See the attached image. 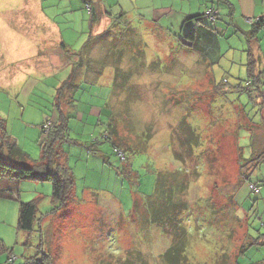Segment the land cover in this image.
<instances>
[{
  "label": "rangeland",
  "instance_id": "rangeland-1",
  "mask_svg": "<svg viewBox=\"0 0 264 264\" xmlns=\"http://www.w3.org/2000/svg\"><path fill=\"white\" fill-rule=\"evenodd\" d=\"M86 1L95 3L0 0L6 131L0 160L39 163L48 133L43 122L51 119L49 127L57 118L58 89L71 78L61 97L71 118L57 150L74 173L71 199L46 216L54 206L51 182L0 173V264H34L43 253L52 264H124L134 251L156 264L172 237L150 221L146 204L162 203L157 180L174 171L189 178L183 196L194 209L184 213L188 225L195 229L199 216L212 219L192 241L191 261L264 264V244H250L242 255L264 234V64H255L250 76V40L243 33L254 24L239 14L232 21L215 8L217 21L204 18L219 39L213 56L186 36L192 24L182 18L189 8L205 14L214 8L207 7L211 1L99 0L111 15L99 21ZM258 38L264 61V30ZM56 41L67 45L61 47L64 70L44 63ZM34 47L40 55L30 63L24 53ZM110 124L115 133L108 136ZM103 133L127 159L121 161ZM10 138L26 159L9 150ZM30 201L38 203L41 221L26 231L19 227L20 206Z\"/></svg>",
  "mask_w": 264,
  "mask_h": 264
},
{
  "label": "trees",
  "instance_id": "trees-1",
  "mask_svg": "<svg viewBox=\"0 0 264 264\" xmlns=\"http://www.w3.org/2000/svg\"><path fill=\"white\" fill-rule=\"evenodd\" d=\"M85 4L86 5L89 4L90 7H92L91 14H93L94 13L93 2L86 1ZM124 14L125 13L123 12L119 16L122 17ZM102 15L103 17L111 16L107 12L101 13V16ZM203 15L204 14L197 16L196 20L198 21L204 20ZM260 23L258 21L257 23L254 24L253 30L249 35L250 42L252 40L257 39L256 34L262 25ZM186 36L194 42L196 39L195 30L193 28L189 29ZM61 47H63V49L67 48L65 42H62ZM250 56H251L250 63H253L252 66L249 63L250 70L251 69L253 70L251 71L250 76L255 78L254 65L256 64L257 59L252 52H250ZM77 63L78 62H75V64ZM256 76L257 78L260 77L262 78L261 72H259V74H256ZM70 79L71 78H69L65 82V84L58 89L57 101H56L58 104L57 105L58 116L55 119V121H53L51 125L48 127L47 129L48 133L46 134V138L43 139V141L40 144L42 155L39 159V163L35 165V167H33L27 165H17V164L14 165L10 162L0 160L1 174L6 172L8 175H11L17 179H31L34 181H41V182L49 181L53 184L52 202L54 206L51 209V212L45 214L44 216L49 214H54L57 211H59L66 204V202L69 199H71V195L72 193H74L72 192V190H74V173L69 166L63 163V161L65 160L64 159L65 152L60 151L59 148H58L59 150H57V146L60 145L59 143H61L67 137L66 132L71 118L69 115L67 114L65 115L63 113V109L61 105V97L64 95L65 87L68 84H70ZM53 119L54 118H52V120ZM48 121H51V119L45 120L43 124L45 125V123H47ZM0 125H1V121H0ZM2 125L0 126V135L2 134L1 133L2 129L5 131L4 125L3 126ZM115 127L116 126H113V124L109 125V127L105 131L108 132L107 134L108 136L114 135ZM45 129L46 128L44 127V130ZM104 133L102 136L104 141L112 144L110 137L108 138L104 137ZM4 136L7 135L4 134ZM0 138H2L3 140V135L0 136ZM8 141L10 143L9 150H13L14 153L19 155L21 159H26L27 154L25 155V153L22 152L20 147H18L16 143H13V140L11 138L8 139ZM97 142H99L98 139ZM112 145L114 152H116L115 150L116 148L119 149L123 153V157L127 159V153L124 152L125 149L119 148L117 146L115 148L114 143ZM119 157L121 161H124V158H122L120 155ZM184 172L185 171H183L182 174L181 172L178 171L177 172L174 171L172 173L170 172L168 174L165 173V176H167V180L165 179L166 181H164V178L163 180H161V177L158 178L157 190L161 191L162 193V199H163L162 203H156L153 205L151 203L146 204L147 210L151 217L150 221L154 224L162 225L165 228L167 234L171 235L172 237V242L169 248L163 254L159 255L156 264H197L191 261L190 255L188 254V250L190 248V245L192 244V241H194V238L196 237L198 230L201 229L200 232L202 230L204 231L205 228L203 226L204 221L205 222L212 221V219L208 220L203 218V216L202 217L199 216L198 221L195 222V226H196L195 229L193 228L192 225H188V223L185 221L184 213L189 210H193L194 205H191L192 203L186 200L183 196L186 193L189 183L188 180L189 178L187 175L184 174ZM253 185L255 184L250 185L251 190L255 193H260V188L257 185H255L257 186L256 188H258V191H256L253 188ZM176 188H178V191L175 190ZM164 196L166 197L164 198ZM136 208H138V206H136ZM194 217L196 216L194 215ZM189 220L191 219L189 218ZM40 221L41 218H39V208H38V203L36 201H30L21 204L20 215H19V227L21 229L26 231H31L33 230L36 222H39L40 224ZM200 227H203V229ZM250 238L252 237L250 236ZM250 244H258V245L264 244V234H262L257 240L255 239L254 242L250 240L242 250V255L244 254L246 247L249 246ZM141 254L142 252L140 251H134V255H131V259L127 261L125 260L123 261L124 264H146L143 259L144 257ZM43 255L45 256V258L47 259L49 258L47 257L48 254L43 253ZM14 260L15 257L11 255L9 257V261L14 262ZM43 260L37 258L33 262L34 264H52V261L44 262ZM238 262L239 260L237 259V264Z\"/></svg>",
  "mask_w": 264,
  "mask_h": 264
},
{
  "label": "crops",
  "instance_id": "crops-1",
  "mask_svg": "<svg viewBox=\"0 0 264 264\" xmlns=\"http://www.w3.org/2000/svg\"><path fill=\"white\" fill-rule=\"evenodd\" d=\"M210 1H211L212 5L211 6L208 5L207 7H214V8H219V9L222 7L223 9L226 10V12H228L227 15L232 19V21L234 20L236 14H239L243 17L245 16V18L248 21L252 22L253 24L257 23L258 21H259V23L261 22L260 24H262V25L256 34L257 39L252 40L250 42L249 54H250V52H252L253 55L256 56V58H257L256 64L260 63V65H263L264 61H262V57H261L260 51H259L261 47H259L260 39L258 38V34L260 31L264 30V0H206V2H210ZM94 2H95L94 4H96V9H94V16H95L94 21H99L103 17V15L101 16V13L107 12V9H106L105 4L102 1L95 0ZM215 4H218V5L215 6ZM200 15H202L201 11H194L193 12L192 8H189L185 12H182V18H183V20H185L184 25H186V23L192 24L191 28H193L195 30V34H196V39L193 42L194 45L198 49H202V50L206 49L208 51V53H212L214 56L215 55L214 52L216 50V45L219 43V39H218L217 35L215 34L214 30H212L210 27H208L207 25L204 24V22H205L204 20H201V21L196 20V17L200 16ZM39 18L41 19L42 17H35L34 19H36V21H37V19H39ZM46 18L47 17H44V19H46ZM48 19L49 18H47V20ZM191 19H193V20H191ZM40 22L41 21L34 22L33 24L40 23ZM52 22L55 25V22L54 21H52ZM54 27H56V32H54V33L57 35L58 26L55 25ZM252 30H253V28L249 31H243V33H245L246 37L249 38L250 37L249 35L251 34ZM57 38H59V37H57ZM56 42L58 43L59 47H54L55 49H51L52 50L51 52L46 53L44 55V58L46 60L44 63H45V66L48 67L49 69L51 66L53 68H55V66H56L59 69L64 70L67 68L66 66L68 65L67 64L68 61L62 54V50H61L62 42H59V41H56ZM29 50L30 51L24 53L26 56L28 54V57H27V59L29 60L28 62L31 63L34 60L37 61V58L39 57L40 54L37 57L36 54L33 53V52H36V48L34 47V51L32 50V48H30ZM35 57H37V58H35ZM50 57H52V58H50ZM250 57L248 59L249 63H250ZM53 58L54 59L56 58V61H54ZM70 62H73V60L70 59Z\"/></svg>",
  "mask_w": 264,
  "mask_h": 264
},
{
  "label": "built area",
  "instance_id": "built-area-1",
  "mask_svg": "<svg viewBox=\"0 0 264 264\" xmlns=\"http://www.w3.org/2000/svg\"><path fill=\"white\" fill-rule=\"evenodd\" d=\"M87 8H88L89 11L91 12L92 7H90L89 4H87ZM219 15H220V14H219V11H218L217 9H215V8H210V9H208L207 12L203 15V17H204V18H209V19L212 20V21H216ZM45 124H46V123H45ZM44 126H45L46 129H48L47 125H44ZM115 150H116V152H117L122 158H124V157H123V153H122L119 149L116 148ZM256 187H257V186L253 185V188H254L256 191H258V188H256Z\"/></svg>",
  "mask_w": 264,
  "mask_h": 264
}]
</instances>
